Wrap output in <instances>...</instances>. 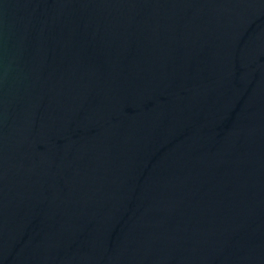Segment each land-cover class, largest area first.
Here are the masks:
<instances>
[{
	"label": "water",
	"instance_id": "1",
	"mask_svg": "<svg viewBox=\"0 0 264 264\" xmlns=\"http://www.w3.org/2000/svg\"><path fill=\"white\" fill-rule=\"evenodd\" d=\"M0 264H264V0H0Z\"/></svg>",
	"mask_w": 264,
	"mask_h": 264
}]
</instances>
